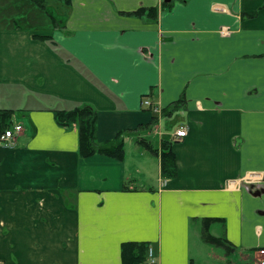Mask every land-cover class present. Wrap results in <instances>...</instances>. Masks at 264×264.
Returning a JSON list of instances; mask_svg holds the SVG:
<instances>
[{"label": "crops", "instance_id": "crops-1", "mask_svg": "<svg viewBox=\"0 0 264 264\" xmlns=\"http://www.w3.org/2000/svg\"><path fill=\"white\" fill-rule=\"evenodd\" d=\"M10 2L0 0V108L14 110L11 129L21 130L0 145V264H123L129 241L150 242L156 264H258L264 0L50 1L52 28L6 26ZM142 7H156V19L130 14ZM36 34L51 35L111 94ZM181 98L171 130L162 110ZM65 102L96 109L99 143L141 126L154 147L172 140L177 176L162 177L160 157L135 135L123 161L81 157L78 128L49 109ZM206 218L226 247L204 241Z\"/></svg>", "mask_w": 264, "mask_h": 264}, {"label": "trees", "instance_id": "trees-1", "mask_svg": "<svg viewBox=\"0 0 264 264\" xmlns=\"http://www.w3.org/2000/svg\"><path fill=\"white\" fill-rule=\"evenodd\" d=\"M32 3L40 10L46 12L53 23L58 24V20L48 10L50 1H57L63 5L69 6L71 0H31ZM165 3L162 5L164 6ZM136 16H148L150 19H156L157 8H140L131 12ZM35 38L48 43L56 52H58L67 63L74 65L88 80L95 84L102 91L111 94L105 85L75 56L63 48L51 35L36 34ZM148 95L144 96L146 98ZM64 103V102H63ZM63 107L49 108L54 112L55 120L58 125L64 128L77 127L79 133L78 153L81 157H90L96 154L106 155L117 160L123 161L125 159V140L128 136H137L136 143L143 149L149 151L151 154L160 157L161 176L164 178H175L177 176V163L175 153L172 146L173 141L163 139L159 148L154 147L153 144L144 136L139 135L144 128L138 127L136 129L121 130L112 139L106 140L102 143L97 141V111L87 103L65 102ZM184 99L176 101L170 107L164 108L162 114L164 116H171L174 112L183 107ZM150 109V108H149ZM14 110L11 108H0V134L12 127V117ZM158 116L155 115L152 124L156 123ZM215 218H206L202 224V237L205 242L226 247L227 239L223 236H216L211 231V225L215 222ZM151 248L150 242H125L121 248V257L123 264H148V250Z\"/></svg>", "mask_w": 264, "mask_h": 264}, {"label": "rangeland", "instance_id": "rangeland-1", "mask_svg": "<svg viewBox=\"0 0 264 264\" xmlns=\"http://www.w3.org/2000/svg\"><path fill=\"white\" fill-rule=\"evenodd\" d=\"M48 10L53 12L55 8L51 5ZM1 13L6 26H13L14 22H18L25 28H52L54 24L50 16L35 6L31 0H11L10 5ZM182 120L183 117L180 115L167 116L164 118V125H168L172 130L174 124H178Z\"/></svg>", "mask_w": 264, "mask_h": 264}, {"label": "built area", "instance_id": "built-area-1", "mask_svg": "<svg viewBox=\"0 0 264 264\" xmlns=\"http://www.w3.org/2000/svg\"><path fill=\"white\" fill-rule=\"evenodd\" d=\"M144 105L148 108H151L155 113H160L161 109L158 107L157 104H154L149 98H144ZM21 130L20 125L14 126L13 129H8L2 134H0V144H4L6 140H10L13 138L14 131ZM186 135V128L181 127L176 131L177 137H184ZM257 255H258V264H264V247L257 249ZM148 264H156V261L154 259V250L151 247L148 250Z\"/></svg>", "mask_w": 264, "mask_h": 264}]
</instances>
